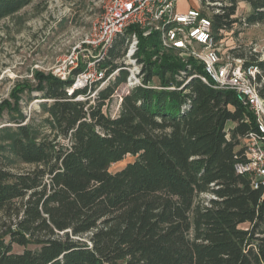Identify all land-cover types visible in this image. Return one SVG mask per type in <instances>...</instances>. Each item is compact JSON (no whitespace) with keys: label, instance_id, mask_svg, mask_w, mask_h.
<instances>
[{"label":"trees","instance_id":"1","mask_svg":"<svg viewBox=\"0 0 264 264\" xmlns=\"http://www.w3.org/2000/svg\"><path fill=\"white\" fill-rule=\"evenodd\" d=\"M31 1L0 0V20ZM239 1L249 5L241 18ZM220 3L210 14L217 40L234 26L264 24V0ZM132 30L143 83L156 87H133L116 117L103 105L126 80L125 70L84 100L74 97L86 89L67 95L72 75L35 71L33 83L15 84L12 102H0V118L6 109L13 122L0 126V212L8 218L0 226V264H264V189L234 171L255 117L232 90L198 77L178 88L180 70L201 73L202 65L183 62L173 49L160 53L156 32L143 37L129 27L102 67H116ZM234 55L257 66L264 98V59ZM33 90L47 113L39 122L25 121L18 107L19 94L31 98ZM127 154L134 158L109 171Z\"/></svg>","mask_w":264,"mask_h":264},{"label":"built area","instance_id":"2","mask_svg":"<svg viewBox=\"0 0 264 264\" xmlns=\"http://www.w3.org/2000/svg\"><path fill=\"white\" fill-rule=\"evenodd\" d=\"M177 2L178 0H95V5L101 8L99 18L93 23L90 32L58 62L54 73L61 79L72 75V85L66 88L67 95L70 96L76 89H86L85 93L74 97V100H84L93 99L101 88L114 80L120 70H125L126 80L110 96V100L114 98L115 106L107 110L110 100L103 105L108 116L116 117L120 113L123 96L133 87H156L154 82L143 83L144 66L136 55L139 46L136 30L126 34L122 55L113 59L116 65L113 70L108 71L101 64L108 58V50L117 37L129 27H137L143 37L156 32L160 53L173 49L183 62L192 58L202 65L201 73L188 75L185 70H180L177 78L183 83L178 88L187 84L192 77H198L214 88L232 90L237 101L253 114L256 129L244 136L245 159L234 163V171L236 174L249 176L253 188L264 189V98L259 95L255 81L259 69L253 64L244 65L240 58L223 60L224 37L219 40L214 38L211 13L207 12H218V9L212 8L220 5V0H192L191 3L196 5L191 4L192 6L182 10L177 8ZM80 64L83 67L74 72ZM187 68H190L189 64Z\"/></svg>","mask_w":264,"mask_h":264},{"label":"rangeland","instance_id":"3","mask_svg":"<svg viewBox=\"0 0 264 264\" xmlns=\"http://www.w3.org/2000/svg\"><path fill=\"white\" fill-rule=\"evenodd\" d=\"M95 0H32L28 5L11 16L0 20V102L10 98L11 91L17 82L33 83L35 71L56 75L55 66L81 39L92 29L99 18L101 8ZM192 0H178L177 8L186 9L192 6ZM196 5V4H194ZM209 14L211 12L207 11ZM249 12L245 1L237 3L238 18ZM223 60L242 54L243 58L264 59V24L255 23L249 26L237 25L226 32ZM233 50V51H231ZM264 77V72L262 73ZM40 91L21 92L19 110L25 117H34L36 122L47 117L40 111V99L34 98ZM114 98L107 105V110L115 106ZM16 114V113H12ZM6 109L1 112L0 126L13 124ZM47 131V130H45ZM134 158L127 154L112 163L109 171L120 169L127 161ZM27 165H21L25 167ZM14 168V167H12ZM207 197L201 195L200 198ZM13 218V216H12ZM7 216L0 212V226L7 221ZM23 247L13 245V251L20 252Z\"/></svg>","mask_w":264,"mask_h":264},{"label":"water","instance_id":"4","mask_svg":"<svg viewBox=\"0 0 264 264\" xmlns=\"http://www.w3.org/2000/svg\"><path fill=\"white\" fill-rule=\"evenodd\" d=\"M3 125H8V124H3ZM3 125H1V126H3Z\"/></svg>","mask_w":264,"mask_h":264}]
</instances>
